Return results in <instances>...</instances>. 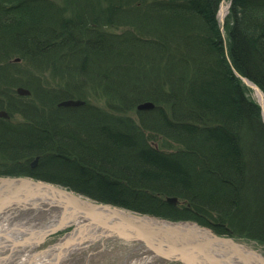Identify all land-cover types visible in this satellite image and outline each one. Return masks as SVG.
I'll return each mask as SVG.
<instances>
[{"label": "trees", "instance_id": "16d2710c", "mask_svg": "<svg viewBox=\"0 0 264 264\" xmlns=\"http://www.w3.org/2000/svg\"><path fill=\"white\" fill-rule=\"evenodd\" d=\"M220 1L0 0V108L29 124L0 123V159L22 169L39 155L37 177L264 242V122L236 74L264 91V0H232L226 42ZM15 56L37 75L66 72L70 86L24 76ZM29 84L31 96L15 93ZM82 89L107 109L57 108ZM144 101L158 107L136 110ZM153 134L165 138L157 149Z\"/></svg>", "mask_w": 264, "mask_h": 264}, {"label": "rangeland", "instance_id": "374dc122", "mask_svg": "<svg viewBox=\"0 0 264 264\" xmlns=\"http://www.w3.org/2000/svg\"><path fill=\"white\" fill-rule=\"evenodd\" d=\"M231 2L232 0H221L219 7H218V11H217L218 25L223 34V38L225 37V28H224L225 23L224 22H225L227 13L229 11ZM225 42H226V39H225ZM11 61L20 63L19 70L22 71L24 76H30L32 78L35 76L38 79L42 80L43 83L51 85L52 87L54 85V86H59L61 88H64V87H67V85L70 86L71 84L70 83L71 77L66 72L50 70V71H44L41 74L37 75L38 73L32 70V67L30 66V64L26 62L25 59L15 56L13 57ZM68 72L70 73V75L72 74L71 71H68ZM238 77H242V76L239 75ZM248 80L251 81L253 85H256L264 94V91L261 89L260 86H258L252 80L250 79ZM242 83L244 84V89H245L246 94L252 100H254L256 104H258L260 108V116L264 122V111H263L262 104L260 103L256 95L257 91H255L246 82L242 81ZM29 86L30 87L18 85L15 88V93L19 96H31L32 95V88H31L32 85L29 84ZM19 87H22L23 89L28 90L29 94H26V95L19 94L17 92V88ZM80 95L85 97L86 100L85 98H82V97L64 98L61 100L59 99L57 100L58 101L57 108L83 106L86 104V102H88L99 108L107 109V105L105 102L106 99L103 94L100 93V96L97 95L96 92H92L91 94L90 93L84 94V89H82ZM70 99L75 100V101L80 100V101H83V103L79 105H73V106H65L61 104L62 102L66 100H70ZM2 102L4 103V101L0 97V103ZM144 102H151L153 106L149 108L148 107L140 108L139 107L140 104ZM144 102L139 103L136 106V110H147V109L149 110V109H154L158 107V105L152 101H144ZM1 110L5 112V114L7 115L8 118L6 119L7 120L6 122L9 125L19 126L22 128H26V125H29L25 114L19 113V112H15V114H10L7 111H5L4 108H0V111ZM135 122H138V121L135 120ZM148 132L151 134L150 131ZM145 133L148 134L147 131H145ZM153 136L156 138L154 139L155 141H152L151 146L152 147L154 146V148L157 149L159 148L158 145L161 144L160 139L165 140V138L161 136V134L159 135L153 134ZM167 141L170 142L171 144L173 143L170 140H167ZM172 150H173L172 148L164 149L165 152L172 151ZM39 162H40V156L37 155L33 158V160L28 162V165L26 168L23 167L22 169H18L20 168L18 166L20 165L24 166L25 162H23V159H18V160H13V161L12 160L4 161L0 159V185L2 184L1 181H5V180H8V181L11 180V181H16V182L24 180L28 182L27 185L24 184L28 188H16L13 190H10L9 188H4L1 190V192H3V195L0 194L1 195L0 196V264H187L175 258L171 259V258L166 257L167 254H163L162 252H159L160 249L157 248L156 246L152 247L153 251H150L149 249L145 247H140V244H142L140 240L136 241L135 238L133 239L132 237H126L125 233H124L125 236L121 237L123 232L122 234H120L121 233L120 231H129L128 233H131V232L133 233L136 228L135 226L133 227H128L124 225L122 226L123 223H118L117 221L115 223L114 221H112V224L115 225L114 227H111L105 223L102 224V222L99 223V221H96L97 224L95 226H92L91 228H89L88 226V228L85 227V228L77 229L76 222L74 223L72 222L69 224H63L61 226L54 227L51 231H49L46 237L41 240V243H39L40 245L37 247V250L44 249L50 252V254L47 257L43 258L45 259V261L40 262L36 257L40 258L42 254L37 253L38 254L37 255L35 253H31L30 252L31 249L28 248V245L26 246L25 244H20V245L11 244L10 242H8L9 240L7 241L5 239L8 238L7 236L8 232H11L14 230L15 231L20 230L22 228L24 229V227H26L27 225H37V221L39 223V219L43 220V219H49V218H54V217L58 219L56 212L51 217L50 216L51 213H47V212H44L43 210H38L36 208H33L34 203L32 202H38V200H40L42 195H48V193L46 192H43V194H41L39 190H37V188L39 187H37L36 185H41V184L48 186L50 190L57 189V191L60 190L62 192H68L74 198H76V200L85 201L94 206H98L99 208L104 209V210L113 209L114 211L124 212L131 216H143V217L147 216L152 219H158V220H169V221H175V220L179 221L180 220L181 222H191L192 224L195 223L197 226L207 231L208 237L203 238L202 240L200 239V241L206 240V242L207 241L209 242V241L216 240L215 237L211 235L212 233L213 235L215 234L217 237L220 236L223 238L231 239L233 241H237V243L242 244L246 248L253 249L254 251L258 252L260 256H264V242L258 239L250 238L247 236L221 235L219 233H216L214 229L210 227L208 224H200L199 222L195 221L193 218L189 219L190 216H188L189 217L188 219H185V218H175L177 216H174V214H167L166 216H163V215L161 216V215L151 214L148 212H142L141 210L127 208L125 206H121L116 203L105 202L103 200L87 196L83 193H80L75 188L70 187L66 184H63L61 182H53V181H49V180L37 177L34 173V170L38 169ZM13 193H17L19 196L23 197L24 199L28 198V196H31V197L29 198V200L25 201L26 203L25 206H18L16 204H12V198L10 196L16 195ZM150 193L154 196L160 197V199H162L166 203L172 204V206L180 214L183 209L185 208L187 209L186 206L189 201L186 200L185 198H181L174 194H168L166 192H159V193L157 192L156 194H153V192H150ZM188 209H191V208L188 207ZM26 211L27 212L30 211L29 213H27L29 215L27 216L24 215L26 219L19 220L21 214L25 213ZM79 211L80 210L74 211L72 215L78 214ZM171 213H174V211L171 210ZM182 214H185V212ZM32 215H34L35 219L31 218ZM14 219L18 221H15ZM31 219L34 220V222H32V224H27L31 221ZM152 238L157 240V235L153 234ZM152 253L153 254L155 253V255H153ZM249 253L247 252L244 254L252 256V257L255 256ZM27 254L31 255V257H34V258L32 259L29 258ZM243 255L233 254V257L235 259L240 260V259H243L242 258ZM222 256H225V257H222V259L227 258L228 260L227 259L226 260L228 261V263L230 262V258L227 255H222ZM50 259L52 260L49 261Z\"/></svg>", "mask_w": 264, "mask_h": 264}, {"label": "bare ground", "instance_id": "6f19581e", "mask_svg": "<svg viewBox=\"0 0 264 264\" xmlns=\"http://www.w3.org/2000/svg\"><path fill=\"white\" fill-rule=\"evenodd\" d=\"M256 95L258 97V100L262 104L263 111H264V94L260 91H257ZM1 183H2L0 185L1 195H3V192H1V190L4 188H9L10 190H13L16 188H28L26 186L28 182L24 180H21L18 182L11 181V180L9 181L5 180V181H1ZM36 186L39 187L37 188V190H39L41 194H43V192H46L48 193V195H42L40 200H38V202H32L34 203L33 208H36L38 210H43L44 212H47V213H51L50 214L51 217L56 212L58 219L55 217L49 218V219H43V220L39 219V223L37 221V225H27L26 227H24V229L22 228L20 230H16V231L14 230V231L8 232V235H7L8 238L5 240L7 241L9 240L8 242H10L11 244H16V245L25 244L26 246L28 245V248L31 249L30 251L31 253L42 254L40 258L36 257L40 262L41 261L44 262L45 259L43 258L47 257L50 254V252L44 249L37 250V247L40 245L39 243H41V240L45 238L46 235L49 233V231H51L54 227L56 226L58 227L59 225H63V224H69L72 222L73 223L76 222L77 229H81L85 227L88 228V226L89 228H91L92 226H95L97 224L96 221H99V223L102 222V224L105 223L111 227H114L115 225L112 224V221H114V223L117 221L118 223H123L122 226L123 225L128 226V227L135 226V228L144 229V230L145 229L148 230L151 228L158 229V231H160V234L162 232L163 236L165 237H168L171 235L169 238L179 236L177 240H174V239L166 240L168 242L167 243L165 242L164 245L170 248L165 249L166 251L164 252L170 251L174 255V253L177 254L176 250L180 249L179 251L183 253L185 256L184 262H187V264H264V256H259V257L253 256L252 257L249 255H246L244 253H247V252H244V248H241L240 245H237L235 246L236 248L233 247L232 249L230 247L229 250H233L232 254L233 253L241 254V255L244 254L242 257L243 259L238 260V259L233 258L232 256V260H230V262L228 263L227 258H226L227 260L225 258L222 259V257H225L222 255H227V253L224 252V250L221 252L219 249H217V247H215L214 244H209V243L206 245L201 244L200 239L202 240L203 238L208 237L207 231H200V230L193 228L194 225H196L195 223L192 224L191 222H181L180 220L179 221L178 220H175V221L158 220V219H152L147 216L145 217L131 216L124 212L114 211L113 209L104 210V209L99 208L98 206L93 207V206L87 205V202L80 201V200H77L75 204H72V203H68L72 199L70 198V196L66 195L64 192L57 191L54 189L50 190L48 186H45L42 184L36 185ZM13 194H16V195L10 196L12 198V204H16L18 206L26 205L23 197L19 196L17 193H13ZM30 197L31 196H28L27 199L29 200ZM78 203L81 204V208L78 207L80 211L78 212V214L72 215V213L78 209L75 206ZM29 212L26 211L25 213H22L19 220L26 219L25 216L29 215L27 214ZM31 218L35 219L34 215H32ZM14 220L18 221L16 219ZM32 222H34V220L31 219V221L27 224H32ZM203 241L206 242V240H203ZM187 249H189L190 251ZM217 250L219 253L216 252ZM159 252H163V251H159ZM213 253H217V254L213 255ZM153 255H155V253ZM28 257L31 259L34 258V257H31V255H28ZM51 260L52 259H50L49 261Z\"/></svg>", "mask_w": 264, "mask_h": 264}, {"label": "water", "instance_id": "95a60500", "mask_svg": "<svg viewBox=\"0 0 264 264\" xmlns=\"http://www.w3.org/2000/svg\"><path fill=\"white\" fill-rule=\"evenodd\" d=\"M242 78V80L244 81V82H246L249 86H251L255 91H260V92H262L256 85H253L252 83H251V81H249L247 78H245V77H241ZM17 92L19 93V94H23V95H26V94H29V91L28 90H26V89H23L22 87H19V88H17ZM83 103V101H80V100H78V101H75V100H72V99H70V100H66V101H64V102H62L61 104L62 105H65V106H73V105H79V104H82ZM153 106V104L151 103V102H144V103H142V104H140V108H143V107H145V108H149V107H152ZM57 190V189H56ZM60 191V190H59ZM66 195H68V196H70V198L72 199V200H70L68 203H72V204H75V202L77 201L71 194H69L68 192H64ZM25 201L26 200H28L27 198H25L24 199ZM84 204V203H83ZM87 205H90V206H94V205H92V204H90V203H87ZM77 208L78 207H80L81 208V204L80 203H78L77 205H75ZM76 208V209H77ZM77 210H80L79 208L77 209ZM59 226H61V225H59ZM193 228H195V229H197V230H200V231H205L204 229H202V228H200L199 226H197V225H194V227ZM121 233L120 234H122V232H123V234L121 235V237H123V236H125V234H126V237H132L133 239L135 238V240L137 241V240H140L141 241V243L142 244H140V247H145V248H147V249H149L150 251H153V246H156L157 248H159L160 249V251H163L162 253L163 254H167V256L166 257H168V258H175V259H177V260H180V261H185V256H184V254L183 253H181L179 250L180 249H178V250H176V252H177V254L176 253H174V255L169 251V252H164V251H166L165 249H169L170 247H167V246H165L164 244H165V242L167 243L168 241H166V240H171V239H174V240H177V238H179V236H176V237H172V238H169L170 236H168V237H165V236H163V233L161 232V234H160V231H158V229H153V228H151V229H148V230H144V229H139V228H136L135 230H134V232L132 233H128L129 231H120ZM125 233V234H124ZM153 234H155V235H157V240L156 239H153L152 238V235ZM212 234V233H211ZM213 235V234H212ZM214 237H215V239L216 240H213V241H207V242H204V241H200L202 244H214L215 245V247H217V249H219L221 252L224 250V252H226L227 253V256L230 258V260H232V256H233V254H236V253H233L232 254V250H229L230 249V247L232 248V247H235V246H237V245H240L241 246V248H244V252H250L249 254H253V255H255L256 257L258 256H260L259 255V253L258 252H256V251H254L253 249H248V248H246L245 246H243L242 244H240V243H237V241H233V240H231V239H227V238H223V237H217L215 234L213 235ZM184 240V239H183ZM230 245V246H229ZM235 245V246H234ZM229 246V247H228ZM187 250H189V249H187ZM156 251V250H155ZM190 251V250H189ZM217 253H219L218 252V250L216 251ZM220 252V253H221ZM217 253H213V255L214 254H217ZM237 255H241V254H237ZM234 258V257H233ZM241 260V259H240ZM184 263H187V262H184Z\"/></svg>", "mask_w": 264, "mask_h": 264}, {"label": "flooded vegetation", "instance_id": "af4514ba", "mask_svg": "<svg viewBox=\"0 0 264 264\" xmlns=\"http://www.w3.org/2000/svg\"><path fill=\"white\" fill-rule=\"evenodd\" d=\"M7 115L5 114V112H3L2 110L0 111V123L1 124H6V125H9L6 121L7 119ZM11 126V125H10ZM24 162V161H23Z\"/></svg>", "mask_w": 264, "mask_h": 264}]
</instances>
